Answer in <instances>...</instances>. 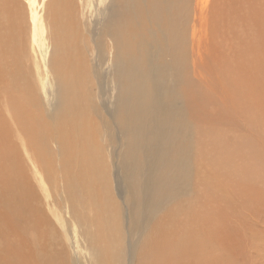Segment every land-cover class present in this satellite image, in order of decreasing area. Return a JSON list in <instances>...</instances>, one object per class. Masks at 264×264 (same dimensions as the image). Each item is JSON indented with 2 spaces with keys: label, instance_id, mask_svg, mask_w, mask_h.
Segmentation results:
<instances>
[{
  "label": "bare ground",
  "instance_id": "1",
  "mask_svg": "<svg viewBox=\"0 0 264 264\" xmlns=\"http://www.w3.org/2000/svg\"><path fill=\"white\" fill-rule=\"evenodd\" d=\"M192 1L159 0L157 4L156 0H30L32 47H37L44 71L37 73V81L32 83L34 95H29L27 103L20 100L22 95L19 98L5 88L11 81L2 75L5 79L13 77L11 85L18 86L17 76L13 75L16 63L12 65L14 62L8 63L3 57L16 50V36L20 33L18 27L13 29L0 22V61H4L0 63V118L11 121L9 127L0 121V153L5 155L4 151L9 150L10 155L15 150L18 154H12L10 162L4 164L6 175L0 176V200L8 203L13 220L18 217L15 210H10L15 200L27 210V218H23L28 220V240L35 248L34 261L29 264H136L146 254L153 261L154 250L161 247V264H225V255L220 254L224 251L223 239H230L239 231L229 229L227 215L233 213L239 218L240 212L235 208L241 209L242 203L234 206L236 203L225 201L222 205L215 193H232L235 185L218 176L213 177V183L201 181V175L210 166L227 171L231 179L246 172L234 164L227 167L230 159L216 158L222 144L208 145L216 135L230 146L226 136L235 137L239 131L235 127L230 130L226 124L215 128L208 117L220 116L223 123L230 122L231 117L237 125L254 122L252 126L258 129L264 122V72L259 66L264 56V0ZM139 3L145 6L143 18L141 10H135L140 9ZM183 3L189 12L185 16L179 11ZM5 5L0 7L2 15ZM160 6L165 10H158ZM136 13L144 20L137 29L143 38L140 43L129 27H134ZM149 15L156 19L157 30L150 26ZM74 25L82 26V32L89 35L88 41L81 43L82 48L80 39L79 44L74 40ZM79 63L93 68V78L102 88L100 94H111L108 102L83 101L74 92L66 96L69 85L73 90L77 87V76L71 83L65 74L71 68L77 71ZM104 64L109 65L105 73L99 71ZM179 99L186 105L177 107ZM195 100H200L196 107ZM41 110L43 121L39 122ZM57 112L64 141L57 144V152L53 153L51 145L49 148V129ZM251 115H256L253 120ZM95 120L102 127L94 138ZM89 121H93L92 125ZM205 122L213 128L203 126ZM103 128L110 141L107 156L99 146L107 139ZM253 147L250 143L246 149ZM237 150L233 154L239 156ZM104 157L108 165L103 162ZM22 160L28 165L29 177L20 174L14 182L11 176ZM58 167L62 168L61 178L55 173L60 171ZM113 173L120 186L116 191L111 183ZM72 182L83 185V189L74 187L73 193L88 202L90 214L74 208L72 197L68 202L62 194V184ZM27 185L39 188L41 199L34 198L33 189L26 192ZM199 192L202 197L196 195ZM28 199L37 200L40 207L30 201L35 208L31 210ZM188 200L192 205L185 210ZM65 225L73 254L70 260L55 231ZM124 230L128 235L126 247ZM171 244L168 259L167 246ZM44 247L45 253L49 248L55 257L52 262L41 260ZM240 247L233 249L235 258L246 251ZM12 248L1 251V259L7 264L22 262L25 256L20 259L21 250ZM195 250L197 259L192 261Z\"/></svg>",
  "mask_w": 264,
  "mask_h": 264
},
{
  "label": "rangeland",
  "instance_id": "2",
  "mask_svg": "<svg viewBox=\"0 0 264 264\" xmlns=\"http://www.w3.org/2000/svg\"><path fill=\"white\" fill-rule=\"evenodd\" d=\"M4 1L6 3H8V4L5 3L7 6L5 4H1V2L3 3ZM4 1L0 0V7H4V5L6 6L5 7L6 9H5V12H4V15L6 13V16H4V15H2L0 13V16H2V17H0V20L3 19L0 22L1 23L2 22L8 23L12 27H15L13 29H16L18 27V31L20 33L19 35L16 36L17 37L16 38V44H15L16 50H10L7 53L9 56H6L7 55L6 54L3 57L5 59V61H7L8 63L14 62V63H12V65L16 63L17 68L14 69L16 71V73L14 71L13 75L17 76L18 81L15 80V83H17L18 86H12L11 85L13 77H11V79H9V76H7V78L5 79V76L2 75V78L4 80L8 79L7 81H9V82L11 81V84L9 86H5V88H9L11 91H14L15 93H17L16 95H18V97L20 96L19 98H21V95H22L23 97L20 100H22V101L27 103L28 101H26V100L29 99V95H34V92L32 90V83L37 81V78H36L37 77V73L41 74L42 71H44L43 66H41L42 63H41V61H39L40 58H39L37 47H35V48L32 47V41H31L32 27H31V21H30V16H29L30 10H29V5H28L30 0H10V1L9 0H4ZM156 1H157V4H158L159 0H156ZM188 1L189 0H187V2ZM193 1H192V3L194 4ZM193 4H192V7H193ZM139 6H140V9H136L135 8V10H141L142 18H143L144 14H145V10H144L145 6L142 3H139ZM103 7L105 8V5L101 6V8H103ZM123 8H126V10H130L131 11V9L129 7L123 6ZM160 8L165 10L163 6L158 7V10ZM181 8H180L181 10L179 9V11L182 12V13L184 12L183 15L185 16V13L187 12L188 6L183 3ZM160 13L163 15L162 11ZM187 13H189V12H187ZM10 14H11V16H10ZM160 16H157V17H160ZM4 19H6V20H4ZM148 19H149V24H151L150 26L153 27L155 30H157L156 29L157 25L154 24V22H156V19L153 20L154 18H151L150 15H149ZM14 21H15V23H14ZM142 23H144V20L141 19V15L140 14L136 13V17L133 20V26L134 27L129 26L132 30L135 31L134 33L136 34V40L139 43L142 41L143 38L141 36L142 34L140 35V32H138L137 29L141 26ZM14 25H16V26H14ZM72 27H71V29L73 31L72 34H73L74 40L77 42V40L79 38L80 39L79 40L80 46L82 48V44L81 43H86V41H88L89 35L87 33L85 34V32H82L83 28L80 25H74V27L73 28ZM79 31H80V33H79ZM76 42H75V44H76ZM109 44L110 43L107 42V46H109ZM248 44H251L253 47L254 46L256 47V45H257L256 43L255 44L254 43H248ZM76 50L77 49H74V52H78V50L77 51ZM15 51H17V53ZM124 54L126 55V52ZM124 54H123V56H124ZM19 55H21V57ZM263 57L264 56H262L261 63L259 65L261 73L264 72V58ZM14 59H16V60H14ZM2 62H4V61L2 60ZM2 62L0 61L1 64H2ZM91 63H92V61H91ZM34 64H36V65H34ZM38 65H39V68H37ZM34 67H35L36 70H34ZM87 67L88 66H86V65L82 66L79 63V65L77 66V71H75V70H73L71 68L69 73L65 74V76H68L69 81L71 83H72L71 79L74 80V81L77 79L76 80L77 83H76V81L75 82L73 81V82L78 87V88L76 87L73 90V86L69 85L70 89L66 90L67 91L66 96L68 97L74 92V94H76V96L78 95L77 97L80 100H83V101L90 102L91 99H94L95 102L97 103L99 99H102V101L103 100H107L106 102H108V99H109L111 94L110 93H105V91H102L101 92L102 94H100V91L102 90V88H101V86H98L97 80H95L93 78V74H92V71H93L92 69L93 68L91 66H89L88 68ZM108 68H109V65H107V64L100 65L99 71L105 73ZM97 71H98V69H97ZM81 73L83 74V76L81 75ZM84 74H86V75H84ZM75 75L77 76L76 79H75ZM94 75H97V74H94ZM32 76L35 77L36 80L35 79L32 80L31 79ZM65 76H63V78ZM82 77H84V78L82 79ZM79 78H81L83 83H80L81 80ZM22 80H24V81H22ZM84 80L88 81V82L86 83V82H84ZM25 81L28 82V84ZM89 81H91V82H89ZM78 83L80 84V86H79ZM84 83H85V85H88V86L83 85ZM89 83H91V84H89ZM19 84H20V86H19ZM67 86H68V84H67ZM24 96H25V98H24ZM195 101H197V104L194 107L199 105V101L200 100H195ZM195 101H193V102H195ZM21 103H23V102H21ZM175 104L177 105V107H180L181 105H186V102L185 101H181L179 99L178 101H176ZM202 104L200 105V107H203ZM194 107H193V109H195ZM43 113H44V110H41V111L38 112L37 118H39L38 119L39 122L43 121V119H41ZM188 114H189V111H188ZM204 114L206 116H208V114H206V112ZM58 115H59V112H57V114L54 116V119L51 121L50 129H49V135H50V138H51V143H49V148H50V145H51L50 150H52L53 153L57 152V144L59 142H63L64 141V137L59 132V126H58V123H57V120H56ZM91 116H92V118L95 117L94 115H91ZM252 116H253V118H252ZM255 116L256 115H251V120H253ZM208 118L211 120L210 122H212L211 124L213 126H215V128L218 127L219 125L221 127L222 124H226L227 125L226 127H229L230 130L235 127V130L239 131L236 134L235 137L226 136L225 140L228 141L230 146L226 145L221 140V138L218 139V137H221V136H216V135H214L213 138L209 139L208 145H210V144L217 145L218 143L222 144V147L217 152L216 158H219V159H222V160L230 159L231 165H230V163H228L227 167L232 166L234 164L233 167L236 166L235 167L236 169L241 167L246 172L241 177H238L236 179H231L230 176H229V173L227 171L221 170L220 168H216V167L210 166L205 171V173L203 175H201V181L207 182L209 180L210 183H213L215 181L213 177L218 176L220 179L227 180L229 183H232V184L235 185V188H233L232 193H224V192H216L215 193V199L220 201L222 205L225 204V201H229L230 203H236V204H234V206H238L239 204H237V203H242L241 205H239V206L242 207L241 209L235 208L236 211L240 212V217L239 218L236 215H234L233 213H229L227 215V226L229 227L230 230H237L238 229L239 230L238 232H239L240 236H238L239 234L237 232V235H235L234 237H232L230 239L226 238L227 240L223 239V241H224V244H223L224 251H221L220 254H224L225 255L224 256L225 264H246V263L247 264H264V257H263L264 256V184H263L264 183V149H263L264 148V146H263L264 145V142H263L264 141V137H263L264 136L263 135L264 134V122L261 123V127L258 129V128H255V127L252 126V125H254V122H246L245 124L242 123V124H238L237 125V123H235L234 120L231 119V117H230V122H226V123H223V121H220L221 120L220 116H218V117H216L214 119L211 118V117H208ZM242 119L245 121L246 117L243 115ZM3 120H4L3 118L0 120L2 122V125H4L5 127H9V125L11 124V121L9 122L8 119H6L5 122H4ZM207 121H208V119H207ZM89 122H90V124L93 123V121H89ZM210 122H205V123H203L204 125L203 124L202 125L203 126L207 125L210 129H212L213 127H212V125H210ZM214 122H216V123L214 124ZM208 123H209V125H208ZM93 124L96 125L95 126L96 132H95V130L92 131V132H94L93 137L95 138L94 135L95 134L97 135V132L101 133L102 125L100 126L99 123L97 122V120H95V122ZM217 124H218V126H217ZM199 125L202 126L201 124H199ZM206 128L207 127H205L204 130ZM91 130H92V128H91ZM240 130L243 132L244 136H243V134H242V132ZM39 131H40V129H39ZM102 134L105 135L106 138H107L105 128H103ZM262 137H263V141H262ZM115 140H117V139H115ZM198 140H199V138H198ZM18 141H20V139ZM203 141H204V139L203 140L201 139L200 143L202 145H205L204 144L205 141L204 142ZM229 141H231V142H229ZM250 143L252 144V147L254 146L253 149H246V146L248 144H250ZM99 146L102 148V150L103 149L105 150L104 155L107 156L108 150L110 148L109 139L107 138L105 141H102L99 144ZM198 146H201V145H198ZM13 148H14V145H13ZM114 148L116 149V145H115ZM114 148L112 149V152H113ZM243 148L246 149L247 153L243 152ZM235 149L236 150L237 149L240 150V155L239 156H236V155L233 154V152H235V153L238 152V150L236 152ZM8 152H9V150L6 151V152L4 151L5 155L0 153V176L1 175H6L5 174V172H6L5 170L6 169H4V164H6L7 162H10L9 159L11 160V155L14 154V153H15L14 155H18V154H16L15 150L10 152V153H12L10 155H8L9 154ZM2 158H4L3 161H2ZM103 162L106 165H108V161H107L106 157L103 158ZM213 162L215 164H217L216 161H213ZM57 163H58V161H57ZM61 169H62L61 167H58V170H60V171H56L55 172V173H57V176L60 177V178H61V173H62ZM111 170H114V168H111ZM20 174H25V175H27L29 177V168H28V165L26 164V162L24 160L20 161V163L16 167L15 174L13 176H11V178L13 179L14 182H15L16 176L20 175ZM54 177H55V175H54ZM211 178H213V179H211ZM73 181L75 182V180H73ZM31 182L33 184L37 185L36 182L35 183L33 181H31ZM74 182H72L70 184L68 183L69 185L68 184L63 185L61 183L62 184L61 192L68 199V202H69V199L72 197L70 203L74 206V208L78 209L80 207L78 209L79 211H85L86 210V213L87 212L89 213V210H88V207H87L88 206V202L86 200H83L82 199L83 197H81V195L79 196L78 194H74L73 193L74 187H79V188L83 189V185L81 183H74ZM111 183H112V187H114V185H115V191H116V188L120 187L118 185V181L114 179V173H113V178H111ZM32 187H33L32 185L25 186L26 192H30V190L33 189L34 198L36 197L37 199H41V197H39V196H41L40 189L39 188L38 189L37 188H32ZM196 190L199 191L198 188H196ZM34 192L35 193L37 192V193L35 194ZM51 192H52V195H53V191H51ZM196 195L197 196L199 195L200 197H202L203 194L201 192H199ZM192 197H194V195ZM224 198H226V200H224ZM27 201L29 202L28 203V208L31 206L30 207L31 210H32L33 206L30 203V201L34 202V207H36V208L40 207V205L37 203V200H35V199H32V200L28 199ZM18 202H20V201H16L15 200L14 204H12V206H11V208H13V209H10V210H15L16 213H18V217L14 218V220H13L14 214H12L11 211L9 212V210H8L9 206H7L8 203L5 204V203L1 202V200H0V208L2 207L0 209V213H1L0 214V252L3 251L4 249H6L7 247H11L12 248V247L15 246L14 248H12L14 250V249H16V246H17V248L19 250H21V252H19L20 259H21V256H25V257H24V260L22 262L18 261L16 264H19V263L29 264V262L34 261L35 248L32 247V241L28 240V239H31V236L29 237V235H30L29 234V228L27 226V221L28 220L23 218V217L27 218V215H28L27 210L25 211L24 208H22L21 206H18L17 205V204H19ZM82 203H84V204H82ZM15 204L18 207H15L16 206ZM36 204H38V205H36ZM191 205H192V201L191 200L186 201L185 204H184V209L185 210L189 209L191 207ZM6 206H7V208H6ZM34 207H33V209H35ZM4 209H5V211H4ZM122 209H124V205L123 204H122ZM4 212H6V214ZM20 212H21V215H20ZM243 212H247V213L245 214ZM4 214L7 215V216H5ZM61 214L63 215V213L58 210V215L62 216ZM178 214H179V216H181L180 212ZM8 215L10 217H8ZM7 221H9V222H7ZM11 222H13V223H11ZM22 222H23V224H22ZM11 224H12V226H11ZM177 225L180 226V222H178ZM55 231L59 232V245L66 249V251L68 252V255H69V260H70L71 257L73 256V254L71 253V251H70L71 248H69L67 240H66V234H65L66 233V225L64 226V228L60 227V228H58ZM157 231H159V229ZM124 232H125V230L123 231V235H124L123 238L125 239V247H126L127 244H128L127 243L128 235H127L126 232L125 233ZM15 234H16V236H15ZM4 235H7V237L4 236ZM12 236L16 237V238H14L15 240L13 239ZM239 237H241V238H239ZM17 239L20 240V241L22 240V242L18 241ZM6 240H8V241H6ZM232 240L236 241V243L233 242ZM14 242H16L17 244L14 243ZM226 243L230 246V248L226 247V246H228ZM54 245H55V241L52 240L51 246L53 247ZM172 245L173 244L167 246L168 259H171L170 255H169V252L172 249ZM238 245H239V247L241 246L240 248L244 247L243 250L245 249L246 251L242 252L240 255L236 254V258H235V254H234L235 252H234L233 249L237 248ZM161 249H162V247L154 250V260L153 261H152V256L149 255L151 257L150 258L146 254L145 258L140 259V261L137 260L136 264H150V262H153L152 264H161L162 261L161 262L159 261L160 257H161V254H162ZM46 251L48 253H45V247H44L43 250H42V254H41V260L45 261L46 263L52 262L55 257L52 256V253L50 252L49 248ZM76 251H78V250H76ZM125 256H126V254H125ZM47 257H50V259H47ZM226 257L227 258L230 257V258L227 259ZM194 259H197L196 250L191 255V260L193 261ZM241 260L243 261V263H242ZM0 263L1 264H7V261L1 259V255H0ZM117 263H119V264H128V263H126L124 261L111 262L110 264H117ZM214 264H216V263H214Z\"/></svg>",
  "mask_w": 264,
  "mask_h": 264
}]
</instances>
